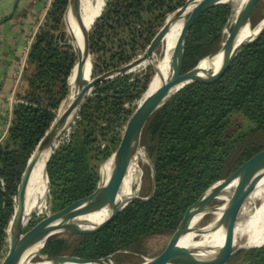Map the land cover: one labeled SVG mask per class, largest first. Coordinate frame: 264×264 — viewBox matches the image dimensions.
I'll list each match as a JSON object with an SVG mask.
<instances>
[{
  "label": "trees",
  "instance_id": "1",
  "mask_svg": "<svg viewBox=\"0 0 264 264\" xmlns=\"http://www.w3.org/2000/svg\"><path fill=\"white\" fill-rule=\"evenodd\" d=\"M184 1L108 0L89 35L91 49L97 41L105 44L109 40L121 48L127 44L125 34L132 42L144 31L148 44L166 15ZM66 6L67 0H52L42 25L32 37L14 92L10 123L0 139V262L7 252V226L14 212L21 175L56 109L69 93L76 57L60 37L63 29L59 25ZM230 11L228 4H219L193 22L185 42L183 68L194 66L220 43ZM186 58L193 60L186 63ZM109 79L97 82L95 87L110 83ZM237 112L253 124L252 131H264V30L250 39L230 64L217 65L174 94L152 115L149 128L154 139L151 152L155 189L148 200H132L111 221L82 233L77 243L67 249L62 241L48 240L40 253L85 259L110 253L115 256L148 233L176 229L199 196L219 180L234 151L237 156L230 172L264 149L255 143L240 148V143L226 138L229 118ZM87 153L88 144L83 141L64 155L55 151L47 159V178L50 187L57 189L52 196L58 212L96 187ZM62 158L69 166L64 174H60ZM40 221L33 217L25 230ZM227 260L226 264H264V243L249 245L246 241V246L231 252Z\"/></svg>",
  "mask_w": 264,
  "mask_h": 264
},
{
  "label": "water",
  "instance_id": "2",
  "mask_svg": "<svg viewBox=\"0 0 264 264\" xmlns=\"http://www.w3.org/2000/svg\"><path fill=\"white\" fill-rule=\"evenodd\" d=\"M229 1L231 0H185L179 7L174 9L165 17L161 27H159L149 41L144 55L132 59L119 67L113 68L95 77L94 79H91L90 72L86 77L88 65H91V62L89 64V53L87 50L88 30L81 16V1L68 0V11H70L78 31L82 34V38L81 40H78L75 33H73V31H67L66 27L61 31L60 37L75 54L76 63L72 72H75V80L80 84L81 92L78 97H76L73 108L64 118H61L60 111L63 103L59 106L54 120V122L57 121L56 125H53L54 122L50 124L49 128L37 143L18 184L17 194L15 196L17 203L16 207L19 209L23 208V192L26 179L30 176L31 171L38 162L46 144L49 141L54 140V144L52 145L53 149L61 132L73 121L85 97L90 93L97 82L109 77L112 78L119 72H123L130 67H135L143 62H146L153 68L158 78V84L150 94L144 96L142 101L128 118L124 126L119 146L112 155V168L108 178L106 180H102L98 185H96L95 189L84 198L75 202L61 212L57 211L56 215L41 220L39 223L27 230H24L23 228L29 223L32 216H25L22 221L16 222L14 212L7 226V252L0 264H31V261H29L31 258L25 259L23 256L33 245H38V249L35 251L33 257L41 256L43 259L41 262H44L45 264H118L114 259L113 253L98 258L85 259L68 254L48 256L46 254H41L40 249L49 238L61 232L85 233L90 229L105 225L132 200L138 199L146 201L153 195L155 189V168L146 156L151 168L152 176L149 194L145 197L134 195L128 197L123 202H116L119 188L131 158L137 150L141 148L142 132L147 122L150 120L152 115L174 94L208 73L213 68L215 58L218 55L221 56L219 66H226L230 64L237 57L242 47L250 39L264 30L263 18L261 24L256 28V31L251 36L240 40V36L245 30V27L252 28L250 15L256 2L258 1L246 0L239 18L233 26V31L224 41H222L221 38L219 47L203 56L191 68L181 72L185 42L188 30L193 22L207 9L219 4H227ZM173 22L180 24V30L169 51L168 71L164 76L153 59V52ZM203 61L207 62V67L201 66ZM20 77L21 74L18 77L16 86ZM44 171L48 187L46 166ZM263 178L264 149L260 150L245 161L230 177L216 181L199 196L196 202L183 215L175 230L171 245L164 252L136 264H173L177 262L184 264H224L231 253L233 233L239 212ZM232 184L234 185L230 196L223 200L221 204L216 205L209 203L210 199L213 198L214 193L225 190ZM102 209L107 210V214L98 222H92L88 219H83L80 216L81 212L91 213ZM218 210H221V214L217 221V226L222 229L223 232L222 243L219 246L215 248H187L179 245L180 239L189 231L190 223L197 214L205 216Z\"/></svg>",
  "mask_w": 264,
  "mask_h": 264
},
{
  "label": "rangeland",
  "instance_id": "3",
  "mask_svg": "<svg viewBox=\"0 0 264 264\" xmlns=\"http://www.w3.org/2000/svg\"><path fill=\"white\" fill-rule=\"evenodd\" d=\"M40 1L42 7L38 15L39 17L36 21L37 23H35L34 25L36 27V31L42 25L44 21V18L42 19V16L46 14L47 11H49L48 9L50 8L52 2V0ZM80 1L81 15L85 19L84 24L88 30L87 50L89 53L88 57L91 61V79H94L95 77L113 68L127 63L125 61L127 58V61H129L144 55L146 47L148 45L147 43H145V37L147 36L145 31L143 33H139V36L141 37L133 40L132 42L128 40L127 34H125V36L122 35L123 37H125L124 41H126L127 44L121 48L118 47L116 42H111V40H109L110 42L108 41V43L105 44L103 42L97 41L94 48L91 49L89 44V35L93 32L95 23L103 13L108 0ZM227 4L232 11L230 15L231 18V16L233 15V3L232 1H229V3ZM67 13L68 0L67 6L65 7L61 18V23L59 25L61 29H64L66 27V24L68 25V23H66ZM263 17L264 0H258L250 15L251 27L255 28ZM232 31L233 26L230 24L229 19L223 28L221 37L222 41H224L226 39L225 37H227V35H229ZM110 35L112 36V34ZM33 36L29 37L27 43L28 46ZM169 43V38H164L163 41H160L155 47L153 57L157 58L159 62ZM219 44L220 43L214 46L212 51L216 50L219 47ZM120 53H122V56L119 55ZM120 56L124 60H121ZM192 60V58H186V63H190ZM184 61L185 58L183 53L181 72L188 69L183 68ZM154 74L155 72L153 68L148 65V63L143 62L142 64H139L135 67H130L123 72L117 73L108 80V82L110 83H107L100 87L94 86L90 93L85 97L73 121L61 132L59 138L55 142L53 149L51 148L52 152L50 150L51 155L49 156H52L55 151L64 155V153L67 152L69 148L75 145L79 146L81 143H83V141L87 142L88 168L96 179V185H98L103 180V178H105V172L111 167L112 155L119 146L124 126L131 113L139 105V103L144 98L147 90L150 88V85L154 78ZM13 92L11 93V96L13 95ZM65 99L61 102V104L65 101ZM9 102H11V97L9 98ZM58 109L59 107L55 111V116L52 123L56 118ZM149 122L150 120L147 122L143 129L140 149L145 152L148 159L152 162L153 155L151 151H153L154 149V139L152 137V131L149 128ZM252 129L253 124L245 116L237 112L230 116L225 136L231 142L236 141L240 143V148L248 145L249 143H255L264 147V131H252ZM236 156V151H234L229 156V158L225 162V166L219 180L230 177L236 171L235 169L230 172V168L233 165ZM61 168L62 170H60V174H64L68 170L69 166L67 165L66 158H62ZM137 168L141 172L142 180L140 179V184L136 191V195L145 197L149 194L151 187V168L148 161L138 162ZM55 190L57 189H54V187L52 186L50 187V184L48 182V187L42 200V205L39 210L32 215L31 219L33 217H36L40 220H44L57 214V210L54 206L55 197L52 196V192H54ZM231 192L232 189H225L218 193H214L213 198L210 199L209 203L219 205L223 202V200L230 196ZM219 197H221L222 199ZM14 205L15 212L17 205L15 198ZM215 214H221V210L205 215L200 223L195 228H193L192 232L195 238L198 237L200 235L199 232L201 233L206 225L210 223L213 215ZM261 220L262 222L264 220V182L254 191V193L249 196L239 212L236 221V227L233 233L231 252H234L238 248L245 247L246 241L247 244L251 245V242L253 240L250 239L249 236L254 229L253 226L256 222H261ZM26 226H24V230L26 229ZM175 230L176 229H161L159 231L148 233L142 236L136 243L132 244L125 250L116 253L114 257L116 258L118 264H136L159 255L171 245ZM195 234H198V236ZM81 235V232H61L49 238L48 240L53 242L62 241L66 246V248L64 249H67L69 245H74L75 243H77ZM42 260L43 259L41 256H34L31 260V264H39ZM227 262L228 260H226L224 264H226ZM173 264L184 263L177 262Z\"/></svg>",
  "mask_w": 264,
  "mask_h": 264
},
{
  "label": "bare ground",
  "instance_id": "4",
  "mask_svg": "<svg viewBox=\"0 0 264 264\" xmlns=\"http://www.w3.org/2000/svg\"><path fill=\"white\" fill-rule=\"evenodd\" d=\"M233 3V15L230 18V24L234 26L240 16L242 7L246 0H231ZM231 6V5H230ZM232 7V6H231ZM232 12V11H230ZM82 16V15H81ZM264 18V17H263ZM263 18L261 21L256 25L255 28H250V27H245V30L242 32L240 36V40L245 39L249 36H251L255 31L256 28L261 24ZM83 22L85 21L84 17L82 16ZM66 28L67 31L71 30L75 35L77 36L78 40H81L82 34L78 31L76 25L74 24L73 18L71 16L70 11L67 13L66 17ZM180 30V24L179 23H172L170 27L168 28L166 34L163 36L161 41H163L164 38H169L170 43L168 44L164 54L162 55L160 62L158 61L157 58H154L155 63L157 64L159 70L161 73L165 76L167 71H168V65H169V51L171 47L173 46L178 32ZM228 32V31H227ZM227 34V33H226ZM228 36V35H227ZM226 38V37H225ZM220 55H218L215 58V64L213 65V68H215L217 65H219V60H220ZM89 64H90V58L88 57ZM207 62L203 61L201 66L202 67H207ZM212 68V69H213ZM89 72L91 73V65H88V70H87V75H89ZM158 84V78L156 74H154L153 81L150 85V88L147 90L146 95L150 94L157 86ZM81 92L80 89V84L75 80V72L73 71V75L70 77L69 80V94L66 100L63 102L61 106V118H64L73 108V104L75 102L76 97H78L79 93ZM68 99V100H67ZM57 121L53 123V125H56ZM54 143L53 141H49L44 150L43 153L41 154L38 162L34 166L33 170L30 173V176L27 177L25 185H24V192H23V208L19 209L16 207L14 217H16V222L22 221L23 217L27 216H32L36 211L39 210V208L42 205V200L45 196V192L47 189V183H46V178H45V166L47 163V159L49 158L50 155V150L52 148V145ZM146 162V154L143 152L141 149L137 150V152L133 155L131 158V161L127 167V170L125 172V175L123 177L121 186L119 188L117 197H116V202L120 203L123 202L125 199H127L130 196L136 195V191L138 189V186L140 184V179H141V172L137 168V163L138 162ZM112 165L111 167L105 172V178L103 180H106L110 174ZM142 180V179H141ZM264 182V178L259 182L255 190ZM232 184L231 186L227 187V189H232L233 188ZM254 190V191H255ZM254 191L252 193H254ZM218 198V197H217ZM221 198V197H219ZM222 199V198H221ZM107 214V210L102 209L100 211H94L91 213H84L81 212L80 216L83 219H88L89 221L92 222H98L102 220ZM220 214H215L213 215L212 220L206 227L203 229V231L200 233L199 236L195 238L192 230L195 228L202 218L204 217L201 214H197L191 221L190 226H189V231L185 234L184 237H182L179 241V245L187 248H215L219 246L222 243L223 239V232L222 229H220L217 226V221L219 219ZM236 227V225H235ZM198 229V228H197ZM199 230V229H198ZM197 231V230H196ZM201 231V230H200ZM195 233V232H194ZM38 249V245H33L31 246L24 254L25 259H29L33 257L35 251ZM31 259L29 261H31ZM39 264H45L44 262H40Z\"/></svg>",
  "mask_w": 264,
  "mask_h": 264
},
{
  "label": "crops",
  "instance_id": "5",
  "mask_svg": "<svg viewBox=\"0 0 264 264\" xmlns=\"http://www.w3.org/2000/svg\"><path fill=\"white\" fill-rule=\"evenodd\" d=\"M41 7L40 0H0V138L10 123L13 104L9 98L27 56L28 39L35 34ZM253 227L251 245H263L264 220Z\"/></svg>",
  "mask_w": 264,
  "mask_h": 264
},
{
  "label": "built area",
  "instance_id": "6",
  "mask_svg": "<svg viewBox=\"0 0 264 264\" xmlns=\"http://www.w3.org/2000/svg\"><path fill=\"white\" fill-rule=\"evenodd\" d=\"M20 74H21V72H19V76H20ZM16 89V88H15ZM14 92H15V90H14ZM14 92H13V95L11 96V104H13V102L15 101V99H14ZM9 126V125H8ZM8 128V127H7ZM7 131V130H6ZM6 133V132H5ZM5 133H3V135H2V137L1 138H3V136L5 135ZM0 138V139H1Z\"/></svg>",
  "mask_w": 264,
  "mask_h": 264
}]
</instances>
